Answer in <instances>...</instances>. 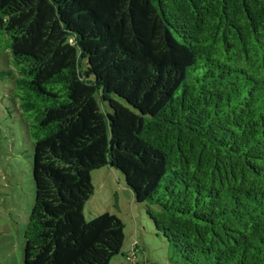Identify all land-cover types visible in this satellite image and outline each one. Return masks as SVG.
<instances>
[{"label":"trees","instance_id":"trees-1","mask_svg":"<svg viewBox=\"0 0 264 264\" xmlns=\"http://www.w3.org/2000/svg\"><path fill=\"white\" fill-rule=\"evenodd\" d=\"M9 99L33 142L24 264H109L92 172L182 264H264V0H0Z\"/></svg>","mask_w":264,"mask_h":264},{"label":"rangeland","instance_id":"rangeland-1","mask_svg":"<svg viewBox=\"0 0 264 264\" xmlns=\"http://www.w3.org/2000/svg\"><path fill=\"white\" fill-rule=\"evenodd\" d=\"M0 53V71L5 68ZM33 142L9 99V83L0 78V264H24V231L34 203ZM93 191L84 205L87 219L110 212L121 219L124 241L109 264H182L162 233L155 230L144 203L134 200L115 168L92 172Z\"/></svg>","mask_w":264,"mask_h":264}]
</instances>
